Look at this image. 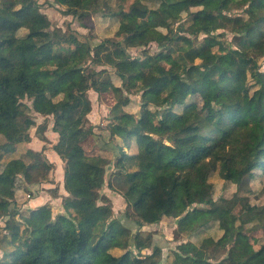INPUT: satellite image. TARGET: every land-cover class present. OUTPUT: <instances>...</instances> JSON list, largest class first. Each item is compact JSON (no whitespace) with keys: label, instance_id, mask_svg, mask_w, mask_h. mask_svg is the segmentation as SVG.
Listing matches in <instances>:
<instances>
[{"label":"trees","instance_id":"obj_1","mask_svg":"<svg viewBox=\"0 0 264 264\" xmlns=\"http://www.w3.org/2000/svg\"><path fill=\"white\" fill-rule=\"evenodd\" d=\"M208 1L154 0L149 5L131 0L113 7L108 0H55L66 6L65 14L83 20L101 10L118 20L119 38L94 42L70 28L53 27L48 18L26 27L21 0H0V160L17 150V135L30 141L41 115V130L53 121L59 135L53 149L64 162L69 192L63 213L54 215L50 204L20 213L18 183H40L38 175L46 179L55 165L32 148L4 163L0 264H159L162 249L142 228L171 212L179 217L177 238L198 236L212 221L222 230L218 238L179 243L171 264H200L223 255L226 264H264V241L257 248L249 240L240 242L250 222L261 223L264 231V207L247 220L234 218L229 200L214 198L211 181L214 173L234 183L264 175V68L259 62L264 6H255L259 0H215L208 11ZM164 8H176L177 16ZM152 42L158 51H149ZM9 47L13 56L6 52ZM132 49L140 54L132 55ZM161 57L171 59L168 69ZM91 89L116 98L108 142L114 148L100 145L96 153L84 145L100 137L88 119ZM130 93L140 94L137 112L125 109ZM197 97L213 117L193 107ZM176 107H182L180 115L164 117ZM165 139L196 142L171 147ZM124 144L134 151L127 152ZM111 163L108 185L131 206L126 221L108 210L96 218ZM180 204L185 213L176 211ZM150 247L153 251L141 257Z\"/></svg>","mask_w":264,"mask_h":264},{"label":"rangeland","instance_id":"obj_2","mask_svg":"<svg viewBox=\"0 0 264 264\" xmlns=\"http://www.w3.org/2000/svg\"><path fill=\"white\" fill-rule=\"evenodd\" d=\"M109 4L113 7H117L119 4L128 5L131 0H108ZM149 5H155L154 0H145ZM215 0H209L206 5V9L209 11L215 5ZM23 6H26V15L23 17L22 21L25 23L26 27L34 19L48 18L53 27H62L64 30L70 28L71 30L76 31L82 36H89L94 42H99L107 37H120L119 32V22L116 18L112 16H107L104 14L105 11H96L93 12L92 16L89 19H80L77 16L72 14H65L64 10L66 9L65 5L56 3L55 0H21L20 2ZM53 3V4H51ZM256 7L264 6V0H259L255 5ZM165 11L172 15L177 16L178 11L176 8H164ZM163 9V10H164ZM235 13H240V10H234ZM106 13V12H105ZM190 22V20H189ZM179 24V23H178ZM176 24V26L178 25ZM260 26L264 29V20L261 22ZM223 31L222 29L217 32ZM22 35L27 33V29L24 28L20 32ZM203 35L201 34L200 38ZM226 38L233 41L235 45V39L233 34L230 32L226 33ZM147 48L150 52H155L159 50V47L155 42L150 43ZM6 52L12 55L11 48H8ZM132 55L140 54V49H132ZM198 62H202L203 59H198ZM161 62L165 69H168L171 64L170 58H162ZM261 67L264 68V57L259 58ZM100 68V67H98ZM114 75V74H113ZM251 80V78H250ZM114 81L116 84H120V80L114 76ZM134 90V88H131ZM89 98L91 100L92 109L88 114V119L90 124L93 125L95 133L100 137L95 138L91 137L85 142V149L87 152L96 153L99 148L98 146H105L108 144L110 138L109 126L113 121L112 118V105L116 102V98L111 94H99L93 89L89 90ZM215 90L210 92V101L214 99ZM131 103L125 107L127 111L137 112L139 109L140 103V94L130 93ZM203 99L197 97L196 101L193 104V107L200 111L202 114L207 115L208 117H213L214 113L211 108H206L203 105ZM182 113V107H176V109L170 114H165V118L172 119L177 115ZM51 119V118H49ZM45 122V118L41 115H37V125L31 128V139L26 140L23 134H20L17 138L14 139L18 142L17 150L12 154H6L2 160H0V171L2 170L4 163L13 157H22L25 156L27 151V145H30V148L37 151H43L49 161L55 163V167L49 171L47 178L43 179V175H38V179L41 182L37 183H24L20 182L15 188V204L17 209L20 210V213L27 212L28 209L37 208L40 205L50 204L53 210V214L57 215L58 213L65 212L64 209V166L60 162V156L53 149V145L58 141L59 135L53 130V123H49L48 128L43 132L41 126ZM42 135H45V140L42 139ZM0 140H4L0 138ZM29 142V143H28ZM167 145L175 147L176 145H189L196 142V139L193 140H166L164 141ZM124 148L127 152L134 151L135 148L131 149L126 147ZM99 152V151H98ZM104 155L109 156L113 159V155L110 152H102ZM132 163L130 164L129 170H131ZM114 171V165L111 163L107 170L106 183L101 189V198L98 202L99 213L96 218L100 217L104 211L108 210L111 212L112 217L120 218L124 221L125 212L131 209V206L128 205L124 196L119 192V190L111 189L108 185L110 179L109 174ZM211 181L214 183V198L218 199L220 197H225L229 200L230 212L232 217L247 220L252 217L257 207H264V175L258 173L257 175H248L246 176L241 183H234L231 181H225L217 173H214L211 177ZM116 185V184H115ZM117 187V186H116ZM196 205V204H195ZM194 205V206H195ZM192 208V207H191ZM176 211H183L185 213L187 208L184 204H180ZM178 219L179 217L174 216L171 212L166 214L163 218L153 224L145 225L142 229L145 231H151L154 236V245L160 246L162 249V257L159 264H171L174 259V251L177 248V245L181 242L191 240L193 242H198L201 238L207 236H215L216 238L222 235V230L219 228V223L217 221H212L209 227L203 230L200 235H186L183 234L179 238L176 237V229L178 228ZM129 225L134 224L131 222H126ZM0 224L4 225V219L0 218ZM101 225H98V227ZM261 223L250 222L247 225L244 239L240 242L250 241L254 247H259L264 241V231L261 227ZM53 235V231L51 232ZM153 251V248H147L143 251L141 257L149 255ZM3 255L2 249H0V257ZM224 255L220 259H208V261L201 262L200 264H226L222 262ZM158 259V257H156Z\"/></svg>","mask_w":264,"mask_h":264},{"label":"crops","instance_id":"obj_3","mask_svg":"<svg viewBox=\"0 0 264 264\" xmlns=\"http://www.w3.org/2000/svg\"><path fill=\"white\" fill-rule=\"evenodd\" d=\"M27 10V9H26ZM26 10L23 12V15H22V19H23V17L26 15ZM35 20V19H34ZM10 48V47H9ZM52 123H53V121H51ZM50 122V123H51ZM20 135V134H19ZM19 135H17L15 138H17ZM30 142V141H29ZM28 142V143H29ZM18 143V142H17ZM30 144V143H29ZM27 145V148H30V145ZM19 145V144H18ZM100 146V145H99ZM107 147H113L114 148V146L112 145V144H108V146ZM116 149V148H115ZM35 150V149H34ZM60 160V162L62 163V167L64 166V162H63V160L60 158L59 159ZM51 162H53V161H51ZM54 163V162H53ZM54 165H55V163H54ZM64 171V170H63ZM64 184V186L63 187H65V183H63ZM64 192L65 193H63V195H65V196H67V195H69V192L67 191V189H66V187H65V189H64Z\"/></svg>","mask_w":264,"mask_h":264}]
</instances>
